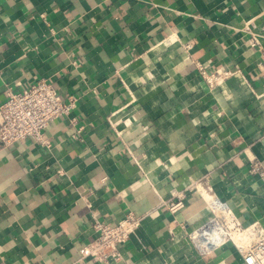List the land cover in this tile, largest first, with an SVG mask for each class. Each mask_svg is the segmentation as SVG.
<instances>
[{
    "label": "crops",
    "instance_id": "obj_1",
    "mask_svg": "<svg viewBox=\"0 0 264 264\" xmlns=\"http://www.w3.org/2000/svg\"><path fill=\"white\" fill-rule=\"evenodd\" d=\"M40 79L73 106L0 147V264H100L92 221L128 212L116 264H246L190 235L212 198L264 230V0H0V104Z\"/></svg>",
    "mask_w": 264,
    "mask_h": 264
},
{
    "label": "built area",
    "instance_id": "obj_2",
    "mask_svg": "<svg viewBox=\"0 0 264 264\" xmlns=\"http://www.w3.org/2000/svg\"><path fill=\"white\" fill-rule=\"evenodd\" d=\"M199 68L210 85L232 74L222 69L207 73L201 65ZM72 106L73 102L66 103L56 89L43 79L19 90L9 88L6 100L0 104V147L26 139L46 144L44 130L55 119L67 114ZM250 172L264 176L259 160L251 161ZM186 190L174 193L176 200L169 203L172 212L185 207ZM209 205L214 212L213 217L190 235L199 251L207 253L232 241L246 264H264V230L257 223L246 227L238 224L232 208L219 198L209 199ZM141 219L134 212H128L116 223L94 219L92 226L97 235L82 248V257H91L100 264L119 263L123 260L121 247L136 233Z\"/></svg>",
    "mask_w": 264,
    "mask_h": 264
}]
</instances>
